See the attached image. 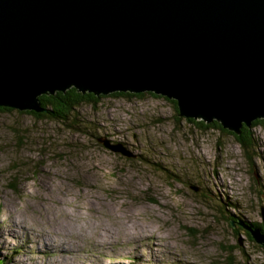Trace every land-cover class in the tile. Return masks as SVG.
Returning <instances> with one entry per match:
<instances>
[{
    "label": "rangeland",
    "instance_id": "obj_1",
    "mask_svg": "<svg viewBox=\"0 0 264 264\" xmlns=\"http://www.w3.org/2000/svg\"><path fill=\"white\" fill-rule=\"evenodd\" d=\"M76 110L85 132L0 111L4 264H264L234 222L262 220V125L246 153L233 134L148 93Z\"/></svg>",
    "mask_w": 264,
    "mask_h": 264
},
{
    "label": "water",
    "instance_id": "obj_2",
    "mask_svg": "<svg viewBox=\"0 0 264 264\" xmlns=\"http://www.w3.org/2000/svg\"><path fill=\"white\" fill-rule=\"evenodd\" d=\"M70 87L154 93L238 135L264 119V0H0V107L41 112Z\"/></svg>",
    "mask_w": 264,
    "mask_h": 264
},
{
    "label": "trees",
    "instance_id": "obj_3",
    "mask_svg": "<svg viewBox=\"0 0 264 264\" xmlns=\"http://www.w3.org/2000/svg\"><path fill=\"white\" fill-rule=\"evenodd\" d=\"M151 94L155 97H162L160 95H156L150 92H143V93H130V92H113L108 95H94L89 92L81 93L77 91L74 87H70L64 92L56 91L54 94H42L38 97L41 106L45 109L41 112H33V111H24L25 113L29 114L35 119L38 120H52L56 123L61 125H65L66 128L75 130L77 132H85V121L81 115L77 112L76 108L82 104H89L95 106L99 100L105 96H114V97H142L144 94ZM165 98V97H163ZM175 109L176 113L178 114L176 102L172 99H167ZM13 109L8 107H0V111H12ZM184 118V117H183ZM188 122L194 123L201 128H208V127H217L222 131H226L234 135L236 141L241 146L242 150L246 153L253 147L254 138L250 132V129L256 127L258 125H262L264 127V119H256L251 122L250 127L242 126L240 130V134H234L228 130L223 129L220 124L216 121H213L209 124L203 122L202 120H195L191 118H185ZM236 221H241L246 226H250L253 228H258L264 234V225L262 222H254V221H247L241 219L238 216H234ZM227 219L231 220L229 217ZM244 231L247 236L250 237L248 231L244 228ZM0 264H4V259L0 258Z\"/></svg>",
    "mask_w": 264,
    "mask_h": 264
},
{
    "label": "bare ground",
    "instance_id": "obj_4",
    "mask_svg": "<svg viewBox=\"0 0 264 264\" xmlns=\"http://www.w3.org/2000/svg\"><path fill=\"white\" fill-rule=\"evenodd\" d=\"M59 195V194H58ZM43 200V199H42ZM49 243H47V245H48Z\"/></svg>",
    "mask_w": 264,
    "mask_h": 264
}]
</instances>
